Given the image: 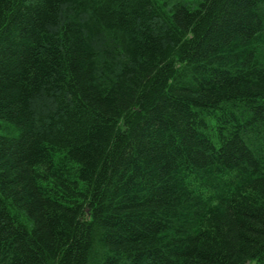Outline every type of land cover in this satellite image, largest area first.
Segmentation results:
<instances>
[{
	"label": "trees",
	"instance_id": "1",
	"mask_svg": "<svg viewBox=\"0 0 264 264\" xmlns=\"http://www.w3.org/2000/svg\"><path fill=\"white\" fill-rule=\"evenodd\" d=\"M264 264V0H0V264Z\"/></svg>",
	"mask_w": 264,
	"mask_h": 264
},
{
	"label": "rangeland",
	"instance_id": "2",
	"mask_svg": "<svg viewBox=\"0 0 264 264\" xmlns=\"http://www.w3.org/2000/svg\"><path fill=\"white\" fill-rule=\"evenodd\" d=\"M167 1V0H166ZM171 1V0H170ZM186 1H189V0H186ZM191 1H194V0H191ZM253 264V263H252Z\"/></svg>",
	"mask_w": 264,
	"mask_h": 264
}]
</instances>
